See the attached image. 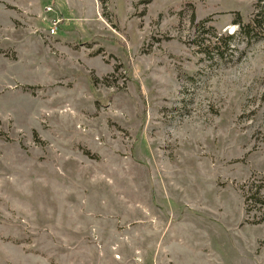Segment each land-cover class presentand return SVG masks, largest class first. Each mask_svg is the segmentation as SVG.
<instances>
[{
	"label": "rangeland",
	"instance_id": "374dc122",
	"mask_svg": "<svg viewBox=\"0 0 264 264\" xmlns=\"http://www.w3.org/2000/svg\"><path fill=\"white\" fill-rule=\"evenodd\" d=\"M140 1L0 0V264H264L259 0Z\"/></svg>",
	"mask_w": 264,
	"mask_h": 264
},
{
	"label": "trees",
	"instance_id": "16d2710c",
	"mask_svg": "<svg viewBox=\"0 0 264 264\" xmlns=\"http://www.w3.org/2000/svg\"><path fill=\"white\" fill-rule=\"evenodd\" d=\"M99 2L103 3L104 0H98ZM152 0H141L140 3L143 5H147L148 3H150ZM262 0H259L258 2L255 3V13L252 16L251 20L248 23H242L240 20H236L234 21V24H237L239 27V32L240 34H242L244 37H249V36H260V37H264L263 36V32L261 33V28L263 26L264 23V12L263 10V5L264 3L261 5ZM257 8L259 10H257ZM233 35H227L226 39L229 41V44L232 42L233 39ZM223 42L225 43V39L223 40L222 36H215L214 40L211 42L213 45L208 44L205 48H203L202 50H200L203 53H206L207 55H219V57H221L222 53L220 51L221 45L224 46ZM212 46V47H211Z\"/></svg>",
	"mask_w": 264,
	"mask_h": 264
},
{
	"label": "built area",
	"instance_id": "2783aa9c",
	"mask_svg": "<svg viewBox=\"0 0 264 264\" xmlns=\"http://www.w3.org/2000/svg\"><path fill=\"white\" fill-rule=\"evenodd\" d=\"M58 23H59V20H57L56 18H53V20L51 21L52 27L49 29L50 34H54V32L56 30V26L58 25Z\"/></svg>",
	"mask_w": 264,
	"mask_h": 264
}]
</instances>
